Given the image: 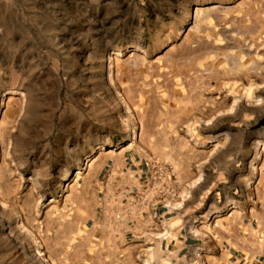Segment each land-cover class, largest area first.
<instances>
[{
    "label": "rangeland",
    "instance_id": "374dc122",
    "mask_svg": "<svg viewBox=\"0 0 264 264\" xmlns=\"http://www.w3.org/2000/svg\"><path fill=\"white\" fill-rule=\"evenodd\" d=\"M0 264H264V0H0Z\"/></svg>",
    "mask_w": 264,
    "mask_h": 264
},
{
    "label": "built area",
    "instance_id": "2783aa9c",
    "mask_svg": "<svg viewBox=\"0 0 264 264\" xmlns=\"http://www.w3.org/2000/svg\"><path fill=\"white\" fill-rule=\"evenodd\" d=\"M180 180L175 168L166 163H154L148 169V174L143 179V185L139 188H134L130 192L134 193L136 200V210L138 220L140 217L162 219V215H168L177 211L175 202L182 199ZM163 209V210H160ZM119 217V216H117ZM151 230H156L155 226ZM164 237L163 240H166Z\"/></svg>",
    "mask_w": 264,
    "mask_h": 264
},
{
    "label": "crops",
    "instance_id": "0c3cea01",
    "mask_svg": "<svg viewBox=\"0 0 264 264\" xmlns=\"http://www.w3.org/2000/svg\"><path fill=\"white\" fill-rule=\"evenodd\" d=\"M174 235H175L174 238H172L170 240V242L167 244L166 249L168 250L170 245H172L174 248L173 250H175L177 252V256L181 255V253H183V252L185 254H188L195 248L199 249L198 246H200L201 244L197 243L196 241L201 240V238L204 236L201 234H196L195 236H192V234L187 231L186 225L185 226L183 225L182 227H180V229L175 230ZM210 235L215 237L213 232H211ZM206 236H207V234H205V238H206ZM162 241H164V240H162ZM204 244H202V245H204Z\"/></svg>",
    "mask_w": 264,
    "mask_h": 264
},
{
    "label": "bare ground",
    "instance_id": "6f19581e",
    "mask_svg": "<svg viewBox=\"0 0 264 264\" xmlns=\"http://www.w3.org/2000/svg\"><path fill=\"white\" fill-rule=\"evenodd\" d=\"M195 10H196V13L200 11V9H198V8H196ZM199 13H200V12H199ZM12 94H15V92H12ZM77 174H79V172H77ZM76 176H77V175H76ZM76 176H75V177H76Z\"/></svg>",
    "mask_w": 264,
    "mask_h": 264
}]
</instances>
